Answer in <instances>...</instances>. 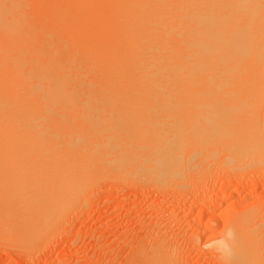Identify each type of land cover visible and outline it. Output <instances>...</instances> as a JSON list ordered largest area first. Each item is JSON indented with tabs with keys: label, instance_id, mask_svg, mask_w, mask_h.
Listing matches in <instances>:
<instances>
[{
	"label": "bare ground",
	"instance_id": "1",
	"mask_svg": "<svg viewBox=\"0 0 264 264\" xmlns=\"http://www.w3.org/2000/svg\"><path fill=\"white\" fill-rule=\"evenodd\" d=\"M30 1L34 15L0 0L2 233L34 242L101 164L149 180L181 171L190 144L222 149L234 166L263 157L264 125L243 95L264 71L263 0ZM32 16L67 31L36 42ZM58 39L76 42L77 62ZM254 215L232 220L213 245L222 264H261ZM165 254L150 250L146 262Z\"/></svg>",
	"mask_w": 264,
	"mask_h": 264
},
{
	"label": "rangeland",
	"instance_id": "2",
	"mask_svg": "<svg viewBox=\"0 0 264 264\" xmlns=\"http://www.w3.org/2000/svg\"><path fill=\"white\" fill-rule=\"evenodd\" d=\"M27 1L30 0H19L20 9L25 10L27 7L26 11L30 13L29 9L31 12L34 9L30 6L33 2ZM41 2L50 7L48 0ZM44 10L48 13L47 8ZM19 11L24 15L26 13ZM50 13L47 14L48 18L52 16ZM37 15L39 18L47 17L43 13ZM31 19L33 16L25 18L30 27L41 20ZM44 19V27L50 24V21H55L54 17H50L48 22L47 18ZM55 23L56 27L59 23ZM43 24L33 26L37 33L36 42L42 37L50 38L44 33H51L52 36L57 29L51 27L50 30L54 32H50L38 27ZM65 26H62L64 29L58 27L62 35L67 31ZM40 29L45 31L42 35ZM56 32L58 33V30ZM59 33H54V36L57 35L58 38ZM55 37L52 40H55ZM58 40L66 44V40ZM36 42L33 41V44ZM68 42L64 48L65 52L69 51L67 53H71L72 57L76 54L74 57L77 56L78 59L79 55L75 53L74 47L72 48L76 42L74 41L72 46ZM263 72L253 80V90L243 94L254 107V114H257L258 123H261L259 125H264ZM174 110L181 112V109ZM68 129L73 130L71 126H68ZM69 132L73 136L76 134V131ZM190 145L181 153V156L186 153L184 159L181 157L182 161L184 160L182 163H185H181V171L178 169V174L172 172L155 176L156 179L150 175L148 180V175H144L147 178L145 180L141 173L142 176H135L136 173H128L130 176H126L127 173L121 171L122 175L119 170L101 164V169L96 168L88 174L90 177L85 175L86 179L81 181V184L77 183L79 186H76V191L71 192L73 194L65 207L56 215L52 214L53 219L51 217V222H48L43 230L40 229L42 232L36 233L34 242H23L19 238L17 240L14 238L16 235L6 234L3 228L2 233L0 227V264H149L147 252L154 249L166 251L167 261L163 264H220V258L213 245L223 238L230 224L237 218L254 213L253 219L256 224L261 225L260 233L264 234V154L263 157L261 155L263 160L258 158L259 154L258 157L252 156L254 163L250 162L251 157H247L250 160L245 158L246 164L244 160H239L244 164L235 160L236 165L234 166L232 161L231 166L228 160L223 159L226 154L224 150L210 148L211 150L203 151L206 146L201 148ZM195 147L199 153H195ZM186 149L188 150L185 151ZM261 153H264V149ZM170 174L171 177L168 176ZM0 218L4 221L5 217ZM8 218L7 221H10ZM163 261L165 262L164 259L161 262ZM261 264H264V257Z\"/></svg>",
	"mask_w": 264,
	"mask_h": 264
}]
</instances>
